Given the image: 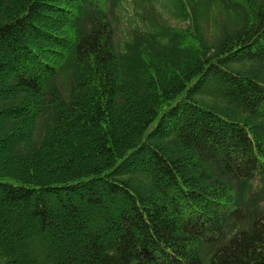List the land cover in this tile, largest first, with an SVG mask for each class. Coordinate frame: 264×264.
Returning a JSON list of instances; mask_svg holds the SVG:
<instances>
[{"label": "trees", "instance_id": "trees-1", "mask_svg": "<svg viewBox=\"0 0 264 264\" xmlns=\"http://www.w3.org/2000/svg\"><path fill=\"white\" fill-rule=\"evenodd\" d=\"M156 2L0 0V264H264V0Z\"/></svg>", "mask_w": 264, "mask_h": 264}, {"label": "rangeland", "instance_id": "rangeland-1", "mask_svg": "<svg viewBox=\"0 0 264 264\" xmlns=\"http://www.w3.org/2000/svg\"><path fill=\"white\" fill-rule=\"evenodd\" d=\"M161 6H162V3H161ZM128 21H129V17L124 19V25L119 26L117 36L118 35L119 36L122 35V30L123 29L125 31L127 29H129V24L127 23ZM166 21L172 26H184V25H186V24H183V23H180L179 21H177L176 18L169 17L168 14H166ZM21 67H22V69H24V65H21ZM8 72H10V71H8ZM6 74L7 73L1 74V76H0V85L3 84V81L1 80V78H3V76H5ZM118 206L119 205H116V208ZM100 208H102V207H100ZM113 211L115 212V210H113ZM4 213L6 214L8 223H13L15 225V226H13V228H6V230L3 233L5 238L10 239V237H12V232L15 231L19 226L22 225V221L20 219L19 212L14 210L12 206L7 207L6 209H4ZM35 226H38V224H36ZM89 232H90V228L87 227L85 229V231H81V233L80 232L74 233V237H76V239H79V238H82L84 236H87L89 234ZM84 238H86V237H84ZM57 245H58L57 247H59V249H62V250L64 249L65 251L67 250L68 253L73 252V251H71V249L69 247L70 244L68 242L61 241V242H58ZM17 249H18L19 253H21V246L18 245Z\"/></svg>", "mask_w": 264, "mask_h": 264}]
</instances>
